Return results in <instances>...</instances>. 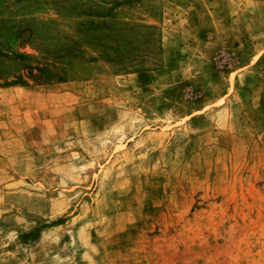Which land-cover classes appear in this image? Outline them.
Masks as SVG:
<instances>
[{
    "label": "rangeland",
    "instance_id": "374dc122",
    "mask_svg": "<svg viewBox=\"0 0 264 264\" xmlns=\"http://www.w3.org/2000/svg\"><path fill=\"white\" fill-rule=\"evenodd\" d=\"M84 10L0 0V264H264V0Z\"/></svg>",
    "mask_w": 264,
    "mask_h": 264
},
{
    "label": "trees",
    "instance_id": "16d2710c",
    "mask_svg": "<svg viewBox=\"0 0 264 264\" xmlns=\"http://www.w3.org/2000/svg\"><path fill=\"white\" fill-rule=\"evenodd\" d=\"M73 2L75 5L85 7L84 11H79L77 16H69L68 11L63 13L62 17L57 20L61 22L64 28L68 24L74 25L75 30L64 31L63 36L67 41H70L75 48H79L80 53L91 50V48H100L112 51H118L119 45L125 41L127 33L125 24L121 27L122 23L117 22V13L122 8V5L131 3L132 0H67ZM102 10V11H99ZM58 14V13H57ZM60 15V13H59ZM50 23L54 20L49 19ZM103 32H100V30ZM69 32V33H67ZM86 55V53H84ZM101 55L106 56L103 52ZM26 56V55H24ZM84 56V55H83ZM86 61H94L95 57L88 54ZM21 78L17 77L16 80ZM15 80V79H14ZM14 81L6 82V85L12 84Z\"/></svg>",
    "mask_w": 264,
    "mask_h": 264
}]
</instances>
